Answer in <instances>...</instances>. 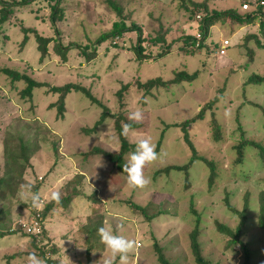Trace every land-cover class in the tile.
<instances>
[{
    "label": "rangeland",
    "instance_id": "374dc122",
    "mask_svg": "<svg viewBox=\"0 0 264 264\" xmlns=\"http://www.w3.org/2000/svg\"><path fill=\"white\" fill-rule=\"evenodd\" d=\"M14 1L18 5L13 7L9 22L4 23L0 31V133L6 127V142H13L11 136L17 133L22 135L24 142H38L40 149L32 157L31 167L25 172L23 180L12 176L8 168L4 173L6 183L10 184L13 179L19 182L12 186L11 192L0 190V231L28 223L26 217L30 206L27 204L30 200L21 197V184H34L33 191L38 187L41 204L37 209H41L49 202L52 191H59L62 196L65 183L83 174L84 179L80 181L82 191L88 195L95 194L98 204L78 197L71 201L68 208L55 209L44 222L51 241L58 247L56 257L61 264H101V259L110 255L98 236L90 243L92 248H88L86 235L81 231V227L101 220L103 226L110 225L117 234L135 239L139 244L135 253L129 254V264H158L152 247L154 238L170 263L195 264L189 246V233L195 228L199 230L202 256L210 264H243L242 248L228 246L227 239L216 231L214 222L235 229L239 218L227 209L226 202L240 212L248 194L247 222L241 240L251 254L250 264H264V230L257 227V195L259 191H264V165L257 152L250 147L245 149L243 162L234 164L233 150L240 140L239 127L246 138L264 148V83H245L253 74L264 76V50L258 49L253 39L246 40L248 36L256 35L264 44L260 21L240 27L217 24L209 30L206 40L207 44L213 43L212 53L207 56L201 51L188 56L179 51L180 37L199 36L197 24L190 22L188 15L177 9L176 2L114 0L124 6L125 14H129L133 22L142 25L144 33L157 30L158 20L170 29L168 40L173 44L163 56L153 60L155 56L147 54L155 51L149 49L145 52L146 58L137 61L134 52L126 51L127 40L132 41L133 46L137 33L128 32L114 39L122 46L120 50L110 49L105 54V45H102L98 56L90 63H84L85 60L72 48L66 61L62 60L52 50L53 42L48 44L50 55L40 60L33 36L21 47L23 35L19 24L49 37L54 36V29H57L62 45L70 40L85 44L110 31L117 17L105 0H62L64 20L54 27L48 19L51 13L49 0ZM23 1L26 3L22 4ZM208 3L216 11L235 9L240 15L251 11L241 10L242 0H208ZM261 11L264 13V7ZM222 40H228L230 46L224 56L218 57ZM3 69L25 72L34 80L50 86L80 83L90 89L92 95L110 108L114 115L119 110L115 94L122 84L155 77L167 81L180 71L190 74L198 71L199 74L193 81L175 83L166 90L157 89L145 97L133 87L125 94V116L140 109L144 117L140 129L131 131L127 139L136 144L139 139L150 137L158 153V159L144 168L150 183L144 188H132L123 169L112 167L105 158H82V154L94 147L111 153L119 151L114 119H107L96 129V133L86 135L83 128L94 126L100 109L82 94H69L65 118L57 119L56 109L50 107L56 96L46 94L45 89H37L31 101L21 100L19 92L24 84L16 82L12 85L10 78L2 73ZM214 99L216 102L206 109L203 121L199 120L187 128L197 154L216 163L214 184L209 187L208 168L199 160L191 164L188 172L190 187L186 190L183 172L159 174L154 178L157 170L169 165H185L191 157L181 131L169 127L164 132L166 126L194 117ZM212 114L222 126L223 139L219 143L211 138ZM36 126L39 129L36 130ZM56 140H59L57 157L50 145ZM128 157L125 156L126 162ZM11 162L3 156L0 141V175L1 169ZM129 199L139 206L150 203L152 209L149 213L154 218L147 221L142 215L134 213L125 203ZM191 205L195 214L190 212ZM24 206H28V210ZM33 251L37 253L30 239L22 233L0 237V264H8L6 257L13 255L16 258L11 264H26L27 254Z\"/></svg>",
    "mask_w": 264,
    "mask_h": 264
},
{
    "label": "trees",
    "instance_id": "16d2710c",
    "mask_svg": "<svg viewBox=\"0 0 264 264\" xmlns=\"http://www.w3.org/2000/svg\"><path fill=\"white\" fill-rule=\"evenodd\" d=\"M12 1L15 2L14 0H0V31L1 26L4 23L9 22L14 11L13 7L18 5V2L10 3ZM261 1L264 3V0H255V2L251 3L247 0H242L241 7L243 6V4L248 3L250 5L251 11H248L244 15H240L235 9H229L227 11L213 10L210 8L208 0L202 2H198L195 0H172V2H176L178 4L177 9L180 12H184L186 15H188V20H190V22L197 24V31L199 34V37L193 35H182L180 37L182 41L179 44V51L188 56H193L197 52L202 51L205 52L208 56L210 53H212L211 46L213 45V43L207 44L206 40L209 34V30L217 24L227 23L230 26L240 27L255 24L256 21L259 20L260 34L264 39V13H262L261 11L264 5L256 6V3H259ZM49 2L50 4L48 3V5L51 13L48 16V19L52 23V26L55 27L57 22L60 23L61 20H64V18L62 17V0H49ZM24 3H26V1H23L22 4ZM105 3L115 13L117 20L113 23L110 31L102 33L95 41H92L90 43L88 42V40L85 44H77V41L70 40L67 44L62 45L60 42L61 40L59 41L60 36L57 29H54V36L49 37L43 36L39 34L36 30L25 28L22 24H19L21 33L23 35L22 41L20 43L21 47H23L29 41L30 37L33 36L37 45V51L39 53L40 60H44L50 55L49 51L51 49L49 48L48 44L53 42L52 50L56 55L61 57L62 60L66 61L68 54L74 50L77 55H79V57L85 60L84 63H90L94 61L95 58L98 56L97 53H99V48L102 45H105V54H107L110 49L120 50L122 46L117 44V42H114V39L123 37V35L128 32H136L137 35L136 43L133 46H131L130 43L132 41L127 40L128 49H126V51L130 50L131 52H134L136 55V59L139 62L146 58L145 52L149 49L155 52H153L152 54L149 53L147 55H149L150 57L155 56L153 60H156L163 56L166 50L172 46L173 42H169L168 40L170 29L165 28L160 20H158L159 26L157 30H154L153 33H144L142 25L133 22L131 16L129 14H125V9L123 5L114 0H105ZM127 22L130 23L128 24ZM252 39L256 43L258 49L264 50V44L260 42V39L256 35H251L246 38V40ZM94 45L95 47H93ZM71 48L73 50H71ZM249 52L251 51L249 50ZM2 73L10 78L12 85L16 82H22L24 84V88L19 92V96L23 101H31L33 99V93L37 89H45L46 94L56 96V101L53 102L50 107L56 109L57 119L65 118L67 96L73 92L82 94L91 104L95 105L98 109H100L99 118L94 124V126H92V128H83V132L86 135H92L96 133V129L100 127L107 119H114V130L118 137L117 139L119 142V151L117 153H111L109 151H104V149L101 147H94L90 151L82 154V158L84 160H87L92 158L93 156H100L105 158L109 163H111L112 167H117L118 170L123 169V164L126 163L125 156H129V154L133 152L136 147L135 143L129 142L127 136L122 134V125L124 123H130L132 131H138L141 127L140 123L130 122L125 116V113L123 112V109L125 107L124 96L129 92V89L133 87L137 91L142 92L143 97H145L147 95H151L154 90H166V88L171 86L172 84H181L183 82L193 81L197 78L199 74L198 71L191 74L185 71H180L175 73L174 77L167 81H164L161 77H155L147 79L146 81L134 80L133 83L122 84L121 88L115 94L119 105V110L115 112L117 114L114 115L110 108H108L106 105L103 104L102 101L98 100L92 95L90 89L82 86L80 83L68 82L60 86H50L49 84L34 80L29 74L25 72L19 73L15 70L13 71L10 69H3ZM245 83L255 85L263 84L264 76L253 74L249 76ZM214 102H216V99L210 102L207 106L201 108L194 117L184 120L183 122L171 123L166 126L164 132L169 127L178 128L181 131L182 139L189 148L191 152V157L189 162L185 165H169L160 170H157L154 173V178H156V176L159 174L168 175L170 172H183L184 189L186 190L188 189V187H190L188 182V172L190 170L191 164L193 163V161L199 160L202 161L208 168L209 174L207 180L209 187L214 184L216 179V163L211 160H207L202 156H199L195 147L190 142L187 134V128L199 120L203 121L206 109H210L213 104H215ZM255 107H257V105H255ZM37 127L38 126H36V130L39 129ZM210 127L212 131L211 138L213 142L219 143L223 139L221 128L222 126L218 124L214 114H212V120H210ZM239 129L241 131L240 140L235 146H233V150L235 151L234 164H240L243 162L245 157V149L247 147H250L251 149L257 152V156L264 165V148H262L257 142L246 138L245 132L241 130L242 128L239 127ZM6 133L7 132L5 127L4 129H2V134L0 133V141L3 145V156L7 157V159L12 162L1 169L2 173L0 175V190L11 192L10 189L12 188V186H16L19 180L13 179L10 184L6 183V175L4 174L6 172V169H9L12 176H16L20 180H23L25 172L28 170L29 167H31L30 161L32 157L35 156L36 152L40 149V147L37 144L38 142L36 143V141L34 140L24 142L22 140V135H17V133L15 134V136H11L14 139L13 142L10 141L11 143H8L6 142ZM163 133L161 137H163ZM50 145L56 156L58 154L59 140L50 142ZM83 177V174L77 175L72 180L65 183L64 188L62 190L63 195L60 196L61 199L59 204H56L55 202H47L41 209L33 207L31 205V202L30 204H27L30 206V211L28 212L29 215L28 217H26L27 222L32 219L35 220L38 224V232L28 233L21 226L15 225L13 229H10L8 231H0V237L9 234L22 233L23 236H26L30 239L31 246L37 250V254L39 256L43 257L46 260L47 264H61L58 258L56 257L58 247L55 246L56 244H54L53 241H51L52 239L50 238L44 226V222L51 217L55 209L68 208L71 204V201L75 198L79 197L82 199L90 200V202H93L95 204H98V201L95 198V194L88 195L84 191H82V183L80 181L84 179ZM34 191L38 192V187L35 188ZM125 203L134 213L142 215L147 221H151L154 218L152 213H149L152 209V205L150 203L146 206H139L133 203L131 199H129V201H125ZM257 204V227L259 229L264 230V191H259L257 195ZM226 206L231 213H233L239 218V224L235 229H232L221 222L215 221V229L222 237L227 239L228 246L233 249L236 246L241 247L244 253L243 264H250L251 254L247 246L241 240V233L247 222L246 211L248 209V194H246L244 197V205L242 211L239 212L238 210L232 208L228 204V202H226ZM27 207L28 206H24L26 210H28ZM190 212L191 214L196 213V211L193 209V205L190 206ZM102 226L103 220L96 222L95 224H88L87 227H81V231L86 235L85 240L86 243L89 244L88 248H92V245L90 243L93 241V239L98 236L97 229ZM198 239L199 230L195 228L189 233V246L191 254L194 258V262L195 264H210L209 260L205 259L202 256L201 246L198 242ZM152 247L156 255L158 264H172L168 259L164 257L163 251L155 238ZM15 258V255L6 257L7 263L11 264V261Z\"/></svg>",
    "mask_w": 264,
    "mask_h": 264
},
{
    "label": "clouds",
    "instance_id": "9594fccd",
    "mask_svg": "<svg viewBox=\"0 0 264 264\" xmlns=\"http://www.w3.org/2000/svg\"><path fill=\"white\" fill-rule=\"evenodd\" d=\"M249 2H255V0ZM127 119L130 122L141 123L144 119L143 112L140 109L132 111L128 114ZM131 131L132 127L130 123H124L122 125L123 135L127 136ZM157 159L158 153L151 138L145 137L139 139L136 143L135 150L129 154L127 162L123 164V172L127 174L128 185L132 188L146 187L150 183V177L145 176L144 168ZM33 188L34 184H21L20 195L23 199L30 200L33 207H38L41 204L40 194L37 191H33ZM48 199L49 202L59 204L61 199L59 191H52ZM97 234L101 242L110 252L109 256L101 259V264H129V254L135 253L138 247L135 239H129L117 234L110 225L98 228ZM26 264H47V262L43 257L33 251L27 254Z\"/></svg>",
    "mask_w": 264,
    "mask_h": 264
},
{
    "label": "built area",
    "instance_id": "2783aa9c",
    "mask_svg": "<svg viewBox=\"0 0 264 264\" xmlns=\"http://www.w3.org/2000/svg\"><path fill=\"white\" fill-rule=\"evenodd\" d=\"M264 3L261 1L258 4L256 3V5H263ZM250 8V5L248 3L243 4L242 6V10L243 11H248ZM199 37V36H197ZM230 46V42L228 40H222L221 42V47L217 52L218 57H222L226 54V49ZM21 226L23 228H25L26 232L28 233H36L38 232V224L35 220H30L26 225L25 224H21ZM139 246V244H137Z\"/></svg>",
    "mask_w": 264,
    "mask_h": 264
}]
</instances>
